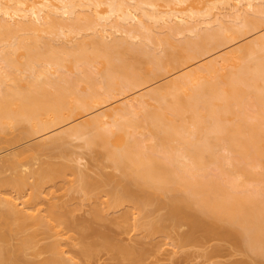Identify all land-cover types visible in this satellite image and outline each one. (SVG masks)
<instances>
[{
  "label": "bare ground",
  "instance_id": "bare-ground-1",
  "mask_svg": "<svg viewBox=\"0 0 264 264\" xmlns=\"http://www.w3.org/2000/svg\"><path fill=\"white\" fill-rule=\"evenodd\" d=\"M108 221L264 264V0H0V264H145Z\"/></svg>",
  "mask_w": 264,
  "mask_h": 264
},
{
  "label": "rangeland",
  "instance_id": "rangeland-1",
  "mask_svg": "<svg viewBox=\"0 0 264 264\" xmlns=\"http://www.w3.org/2000/svg\"><path fill=\"white\" fill-rule=\"evenodd\" d=\"M161 81V80H159ZM57 153L59 151H56ZM56 153V154H57ZM60 159V158H59ZM77 198V199H76ZM75 203H80L81 200L78 201L79 196L76 194ZM76 200L78 202H76ZM77 204L76 207L78 209H75L74 216L79 221L83 220V218H90L89 211H88V204H81V207H78ZM83 206V207H82ZM149 209L152 211L150 214V217H158L160 214H163L165 212L164 209L159 210L157 207L149 206ZM89 212V213H88ZM150 213V212H148ZM97 227H99L101 230H109L111 233L115 234L120 238V240L124 243H132L135 245L139 250L143 248V251L147 252V259L145 261V264H241L243 261H248L249 257L243 254L242 252L236 250L231 246L229 242L221 241V240H211L208 242H199V243H191L187 244L184 247L181 246L178 247V253L174 254H164L165 258L166 255H170V260L161 259L164 255V248L160 252H154L155 247L153 244H161L165 242V239L163 237H155V238H147V237H134V239L129 238V234L125 232L120 227H117L116 225L108 222L98 223ZM188 232L187 226H182L178 229L179 235ZM74 236L79 241V234L77 232H73ZM141 236V235H140ZM52 239L49 238L45 241L50 242ZM100 238L97 240L98 243H100ZM177 242V241H175ZM168 252V251H167ZM30 256V255H29ZM28 257V256H27ZM169 258V256H168ZM167 258V259H168ZM86 261V260H85ZM120 260L116 256V254L109 249H106L99 245L98 250L95 254V256L92 259L87 260L86 264H119Z\"/></svg>",
  "mask_w": 264,
  "mask_h": 264
}]
</instances>
